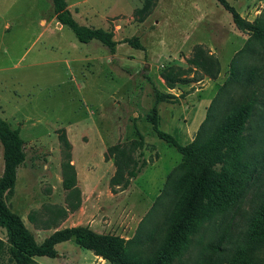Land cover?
Returning <instances> with one entry per match:
<instances>
[{
    "label": "rangeland",
    "instance_id": "rangeland-1",
    "mask_svg": "<svg viewBox=\"0 0 264 264\" xmlns=\"http://www.w3.org/2000/svg\"><path fill=\"white\" fill-rule=\"evenodd\" d=\"M64 1L79 25L110 34L115 42L112 53L96 41L80 44L69 29L58 26L50 0H0V118L18 129L25 154L6 206L37 244L56 230L75 226L128 240L149 213L167 174L180 163V155L159 140L146 121L154 106L153 92L177 99L156 105L158 129L186 145L231 75V60L238 70L258 67L264 40L246 43L250 34L237 30L215 0ZM225 3L249 22L264 14V0ZM195 47L217 59L215 79L188 65ZM242 48L245 51L239 53ZM170 66L189 68L184 76L194 77L192 82L166 89L160 73ZM61 130L70 145L74 191L62 187L57 139ZM185 131L189 134L183 136ZM137 133L143 147L135 157L145 161V169L126 189L111 193L108 182L114 167L104 160L105 150L137 140ZM2 167L0 147V175ZM256 203V194L248 191L229 213L206 225L184 264H195L199 255L222 258L240 237ZM166 206L168 201L162 200L150 222L159 221ZM4 239L0 229V240ZM217 240L221 250L212 255L210 245ZM54 250L53 258L33 261L110 264L71 240Z\"/></svg>",
    "mask_w": 264,
    "mask_h": 264
},
{
    "label": "trees",
    "instance_id": "trees-1",
    "mask_svg": "<svg viewBox=\"0 0 264 264\" xmlns=\"http://www.w3.org/2000/svg\"><path fill=\"white\" fill-rule=\"evenodd\" d=\"M56 23L70 30L80 44L98 42L110 53L115 42L110 34L99 29L79 25L70 15L64 0H50ZM230 17L234 27L250 34L248 43L264 40V14L249 22L228 7L225 0H215ZM146 7V6H145ZM245 51L242 48L239 53ZM231 60V75L217 91L192 140L179 145L175 139L158 129L156 105L177 103L169 94L153 92L154 106L146 117L153 134L171 146L180 155V163L166 176L163 188L153 205L139 223L131 239L97 234L85 226L64 228L52 232L40 244L25 229L20 219L9 211L6 200L12 195L16 170L25 159L24 147L18 129H12L0 118V147L2 173L0 175V229L5 239L0 240V260L5 264H37L36 257L55 256L54 246L71 240L78 247L92 252L110 264H184L190 250L200 242V233L218 217H224L240 202L248 191L257 196V203L245 222L240 237L224 251L218 261L209 255L197 256L195 264H264V58L258 67L235 69ZM188 65L208 79L219 73L217 59L195 47L187 60ZM236 63V62H235ZM189 68L182 70L166 67L160 78L166 89L175 84H188L194 77H186ZM232 95V96H231ZM224 98L226 101H224ZM137 140L119 143L106 148L104 160H111L114 172L109 179L111 193L127 188L129 180L145 167L135 154L141 155V136ZM61 146L62 187L74 191L75 173L70 162V145L63 130L57 137ZM162 200L159 221L150 217ZM149 223L144 229L142 225ZM198 237V238H197ZM197 238V240H196ZM217 240L210 245L212 255L221 250Z\"/></svg>",
    "mask_w": 264,
    "mask_h": 264
},
{
    "label": "crops",
    "instance_id": "crops-1",
    "mask_svg": "<svg viewBox=\"0 0 264 264\" xmlns=\"http://www.w3.org/2000/svg\"><path fill=\"white\" fill-rule=\"evenodd\" d=\"M58 26H60V25H58ZM195 126L197 127V126H198V123H196ZM186 134H189V131H185L184 134H183V136H185ZM183 136H182V137H183ZM192 137H193V132L190 133V136H189V139H188V141H187V144L192 140ZM144 169H145V168H144ZM144 169H143V170H144Z\"/></svg>",
    "mask_w": 264,
    "mask_h": 264
}]
</instances>
